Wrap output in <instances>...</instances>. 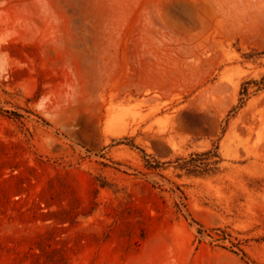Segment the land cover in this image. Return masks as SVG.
Here are the masks:
<instances>
[{"label": "rangeland", "instance_id": "1", "mask_svg": "<svg viewBox=\"0 0 264 264\" xmlns=\"http://www.w3.org/2000/svg\"><path fill=\"white\" fill-rule=\"evenodd\" d=\"M0 264H264V0H0Z\"/></svg>", "mask_w": 264, "mask_h": 264}, {"label": "trees", "instance_id": "2", "mask_svg": "<svg viewBox=\"0 0 264 264\" xmlns=\"http://www.w3.org/2000/svg\"><path fill=\"white\" fill-rule=\"evenodd\" d=\"M216 162L203 157L202 154L195 155L183 162L178 163V167L188 174H207L212 170ZM215 167V166H214Z\"/></svg>", "mask_w": 264, "mask_h": 264}]
</instances>
